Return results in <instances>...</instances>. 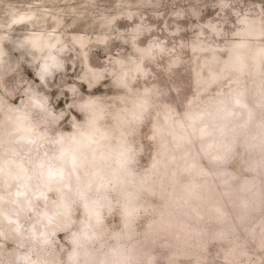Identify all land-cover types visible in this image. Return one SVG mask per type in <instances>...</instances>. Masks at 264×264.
Here are the masks:
<instances>
[{
    "label": "clouds",
    "instance_id": "1",
    "mask_svg": "<svg viewBox=\"0 0 264 264\" xmlns=\"http://www.w3.org/2000/svg\"><path fill=\"white\" fill-rule=\"evenodd\" d=\"M0 264H264V0H0Z\"/></svg>",
    "mask_w": 264,
    "mask_h": 264
}]
</instances>
